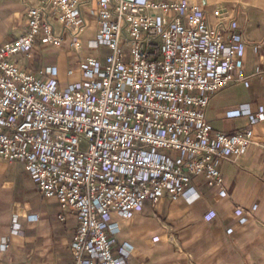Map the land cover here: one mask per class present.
Returning <instances> with one entry per match:
<instances>
[{
	"label": "built area",
	"instance_id": "1",
	"mask_svg": "<svg viewBox=\"0 0 264 264\" xmlns=\"http://www.w3.org/2000/svg\"><path fill=\"white\" fill-rule=\"evenodd\" d=\"M85 1L37 0L23 33L0 45V160L20 164L43 198L75 214L72 264H130L113 217L129 218L147 201L193 199L197 177L221 187L218 162L246 151L259 117L232 134L206 119L212 93L246 81L244 41L218 9L210 22L192 0H94L96 54L80 58V76L66 87L50 66L33 72L14 61L31 58L36 43L67 39L81 51ZM8 248L1 238L0 250Z\"/></svg>",
	"mask_w": 264,
	"mask_h": 264
},
{
	"label": "crops",
	"instance_id": "2",
	"mask_svg": "<svg viewBox=\"0 0 264 264\" xmlns=\"http://www.w3.org/2000/svg\"><path fill=\"white\" fill-rule=\"evenodd\" d=\"M192 1L204 7L210 22L216 21L213 10L218 9L244 41L238 60L246 81L212 93L205 117L213 129L232 134L258 115L251 124L252 143L237 158L218 162L221 187L197 177L193 199L191 194L188 199L147 201L129 218L114 216L120 225L115 239L132 247L130 264H264V0ZM36 2L0 0V45L23 33L26 9ZM93 7L94 0L82 5L88 23L94 20L89 13ZM81 51L68 43H36L31 58L19 54L13 59L33 72L50 66L55 78L69 85L80 76ZM241 106L250 114H229ZM237 207L241 215L235 214ZM76 227L75 214L62 211L55 199L43 198L20 164L0 160V239L9 241V248L0 250V264H72Z\"/></svg>",
	"mask_w": 264,
	"mask_h": 264
},
{
	"label": "rangeland",
	"instance_id": "3",
	"mask_svg": "<svg viewBox=\"0 0 264 264\" xmlns=\"http://www.w3.org/2000/svg\"><path fill=\"white\" fill-rule=\"evenodd\" d=\"M95 29H96V23L93 19H91L88 27L86 28L83 36V49L80 53L81 56H85L87 54H96L95 51ZM68 43V40L65 39L62 44ZM60 87L63 88L67 86L66 81H59Z\"/></svg>",
	"mask_w": 264,
	"mask_h": 264
}]
</instances>
